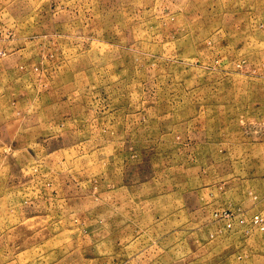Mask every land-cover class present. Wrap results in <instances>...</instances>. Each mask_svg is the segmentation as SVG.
<instances>
[{"label": "rangeland", "instance_id": "obj_1", "mask_svg": "<svg viewBox=\"0 0 264 264\" xmlns=\"http://www.w3.org/2000/svg\"><path fill=\"white\" fill-rule=\"evenodd\" d=\"M0 264H264V0H0Z\"/></svg>", "mask_w": 264, "mask_h": 264}]
</instances>
